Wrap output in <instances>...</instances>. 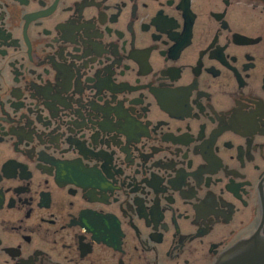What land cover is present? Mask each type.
Returning a JSON list of instances; mask_svg holds the SVG:
<instances>
[{
    "label": "flooded vegetation",
    "instance_id": "1",
    "mask_svg": "<svg viewBox=\"0 0 264 264\" xmlns=\"http://www.w3.org/2000/svg\"><path fill=\"white\" fill-rule=\"evenodd\" d=\"M264 241V0H0V264H220Z\"/></svg>",
    "mask_w": 264,
    "mask_h": 264
},
{
    "label": "water",
    "instance_id": "2",
    "mask_svg": "<svg viewBox=\"0 0 264 264\" xmlns=\"http://www.w3.org/2000/svg\"><path fill=\"white\" fill-rule=\"evenodd\" d=\"M253 241L246 250L220 264H264V241Z\"/></svg>",
    "mask_w": 264,
    "mask_h": 264
}]
</instances>
